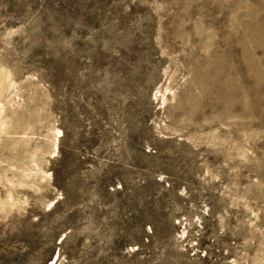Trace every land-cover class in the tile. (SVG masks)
<instances>
[{"label": "rangeland", "instance_id": "1", "mask_svg": "<svg viewBox=\"0 0 264 264\" xmlns=\"http://www.w3.org/2000/svg\"><path fill=\"white\" fill-rule=\"evenodd\" d=\"M0 264H264V0H0Z\"/></svg>", "mask_w": 264, "mask_h": 264}]
</instances>
